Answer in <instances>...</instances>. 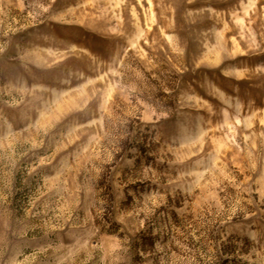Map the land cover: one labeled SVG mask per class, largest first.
I'll return each mask as SVG.
<instances>
[{
	"label": "rangeland",
	"instance_id": "374dc122",
	"mask_svg": "<svg viewBox=\"0 0 264 264\" xmlns=\"http://www.w3.org/2000/svg\"><path fill=\"white\" fill-rule=\"evenodd\" d=\"M0 264H264V0H0Z\"/></svg>",
	"mask_w": 264,
	"mask_h": 264
}]
</instances>
